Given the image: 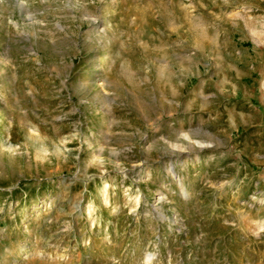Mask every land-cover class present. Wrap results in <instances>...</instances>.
<instances>
[{
    "label": "rangeland",
    "instance_id": "obj_1",
    "mask_svg": "<svg viewBox=\"0 0 264 264\" xmlns=\"http://www.w3.org/2000/svg\"><path fill=\"white\" fill-rule=\"evenodd\" d=\"M0 264H264V0H0Z\"/></svg>",
    "mask_w": 264,
    "mask_h": 264
},
{
    "label": "bare ground",
    "instance_id": "obj_2",
    "mask_svg": "<svg viewBox=\"0 0 264 264\" xmlns=\"http://www.w3.org/2000/svg\"><path fill=\"white\" fill-rule=\"evenodd\" d=\"M176 147H180V146H179V145H176ZM102 150H103V148H102L101 146H99L98 151H102ZM166 171H167V173H168L169 175H171L172 178H173L174 176H176V174H175V170H174V164H171L170 166L166 167ZM144 172L147 174L148 177L152 175V172H151L150 170H148V169H145ZM176 180H177V181L179 182V184H180V189H181V191H182L183 193H186V189H185V187H184L183 182H182L179 178H176ZM162 199H164V196H163V194H160L158 200L161 201ZM151 256H152L151 254H147V256H146V261L150 260Z\"/></svg>",
    "mask_w": 264,
    "mask_h": 264
}]
</instances>
